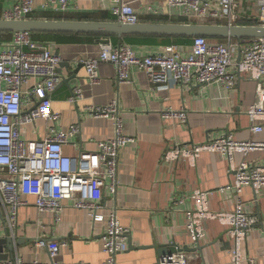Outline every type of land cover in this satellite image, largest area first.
Instances as JSON below:
<instances>
[{
    "label": "crops",
    "instance_id": "1",
    "mask_svg": "<svg viewBox=\"0 0 264 264\" xmlns=\"http://www.w3.org/2000/svg\"><path fill=\"white\" fill-rule=\"evenodd\" d=\"M125 1L135 9L140 23L212 24V21L187 17L170 8L168 0ZM217 1L212 0V3ZM252 1L256 3V11L247 14L240 9V14L250 25H257L259 5L257 0ZM238 2L242 5L244 0ZM17 3L18 0H0V19ZM47 4L49 0H34L31 19L50 20L49 15H57L64 17L62 20L79 21L74 18L87 16L89 21L117 22L111 13V0H72L67 13L55 12L51 7H46ZM89 36L59 35L46 42L52 46L53 54L62 59V67H59L62 78L74 76L76 82L70 85L62 82L51 96L53 110L61 115L60 121L50 125L39 120L35 124L25 125L21 129L22 137L36 143L51 134L50 127L60 132L67 131L71 125H79L80 134L71 137L64 147L65 155L77 160L81 152H95L99 142L114 137L113 122L94 117L88 108L106 107L113 100H118L125 134L135 138L136 142L120 151L119 185L115 199L97 195L94 200L106 204L105 214L116 207L121 225L129 231L128 250L116 258V264H159L161 252L171 245L187 252L194 264H229L232 242L225 227L215 221L206 222V237L200 246L193 243L187 230V213L194 208L190 198L197 190L212 191L209 197L212 211L235 210L234 193L220 192L233 180L226 156L204 153L196 166L192 167L185 160L165 162L163 155L174 145H200L223 136H232L241 142L264 143V131L254 134L253 124L246 113L255 102L256 84L246 76H237L236 87L232 90L217 84L195 85L189 89L172 84L158 87L151 84L146 73L137 68L132 69L130 83L119 84L115 68L102 64L98 69L99 82L93 85L83 65L77 75L74 72L82 60L99 55L100 40ZM12 38L13 33L0 35V45L7 47ZM130 38H136L140 43L124 44L131 46L140 57L157 54L170 45L190 54L194 40ZM113 43L116 46L123 44ZM239 59L237 54L235 62ZM67 63L70 66L66 67ZM231 71L236 72V67H232ZM76 88L82 89L83 99L75 104L70 99ZM169 108L185 109L187 122L165 119L162 113ZM29 109L24 107V111ZM234 158L237 165L244 160L264 165V150L251 151L247 157L238 152ZM242 198L245 210L259 220L243 252L253 264H264V189L257 196L251 187H247ZM180 200H184V203L178 204ZM27 201L30 205L20 209L13 231L16 252L13 259L0 260V264L18 260L49 263L48 249L39 246L40 241L46 245L52 242L68 243L56 258L62 264H103L107 261L102 242L105 223L94 224L87 211L73 207V201L67 202L58 217L52 213H39L33 197H28ZM5 213V216L0 215V241L6 238ZM197 247L201 250H192ZM1 253L0 256H5L9 251L3 247Z\"/></svg>",
    "mask_w": 264,
    "mask_h": 264
},
{
    "label": "built area",
    "instance_id": "2",
    "mask_svg": "<svg viewBox=\"0 0 264 264\" xmlns=\"http://www.w3.org/2000/svg\"><path fill=\"white\" fill-rule=\"evenodd\" d=\"M71 1L49 0L46 7L67 13ZM238 1L218 0L213 4L212 0H168V6L187 17L209 20L215 25L264 27V0H257V25H250L243 19ZM111 3V13L117 22L126 25L140 23V17L130 3L125 0H111ZM33 11L34 0H18L3 19L26 20ZM98 45V57L81 61L93 85L99 82L98 69L102 64L115 68L119 84L132 81L134 68L146 73L150 83L158 87L172 84L189 89L195 85L217 84L232 90L236 87L237 76H246L256 84L255 102L246 111L253 124L252 132L257 135L264 131V38H228L214 42L197 37L190 54L170 45L162 52L143 57L127 44L114 45L110 38L101 39ZM237 54L240 59L235 62ZM61 63L62 59L53 54L50 44L34 41L29 32L13 33L10 45H0V215L6 212V227L14 234L20 209L30 205L28 197L35 199L34 205L39 213H52L57 217L67 202L73 201V207L87 211L94 224H106L102 242L107 261L103 264H116V258L128 250L129 231L121 225L116 207L105 214L106 204L94 200L97 195L115 199L120 151L136 142L135 138L125 134L118 100L106 107L88 108L94 117L113 122L114 137L99 142L95 152H81L77 160L65 155L64 147L71 137L80 134L79 125H71L67 131L60 132L50 127L51 134L36 143L22 137L21 129L25 125L39 120L50 125L60 121L61 115L53 110L51 96L63 81L59 73ZM232 67H236V72L231 71ZM82 99V89L76 88L70 102L76 104ZM24 107L30 109L24 111ZM162 114L165 119H177L183 123L188 118L185 109L169 108ZM258 149L264 150L263 142H241L232 136H223L200 145H174L163 155L165 162L185 160L192 167L204 153L226 156L233 180L220 192L234 193L235 210L212 211L209 206L212 191L197 190L190 198L194 208L187 213V230L193 243L200 246L206 237V222L215 221L225 227L232 242L229 264H253L245 257L243 247L259 220L245 210L242 195L247 187H251L257 196L264 189V165L251 164L247 160L237 165L234 155L239 152L247 157ZM183 203L184 200L178 202ZM38 245L47 247L49 263L18 260L4 264H62L56 258L61 249L68 246L67 242L46 245L40 241ZM159 264L194 263L187 252L180 251L161 257Z\"/></svg>",
    "mask_w": 264,
    "mask_h": 264
},
{
    "label": "water",
    "instance_id": "3",
    "mask_svg": "<svg viewBox=\"0 0 264 264\" xmlns=\"http://www.w3.org/2000/svg\"><path fill=\"white\" fill-rule=\"evenodd\" d=\"M29 32L32 34H52V35H92L110 36L118 39L130 37H162V38H197L204 37L210 40L232 39H257L264 38V27L261 26H225L215 24H158L139 23L136 25H126L120 22L102 21H68V20H36L26 19L20 21H9L0 19V33ZM83 64L80 63L75 68V74ZM70 66L69 63L66 67ZM62 67V65H61ZM61 74V72L59 71ZM76 77L63 79V84L75 83ZM14 234L7 228L5 241H0V254H3V247L9 253L0 256V260L13 259L16 252ZM19 245V243L17 244ZM200 251L201 248L196 249ZM184 251L177 249L175 245L168 246L161 252V257H167L177 252Z\"/></svg>",
    "mask_w": 264,
    "mask_h": 264
},
{
    "label": "trees",
    "instance_id": "4",
    "mask_svg": "<svg viewBox=\"0 0 264 264\" xmlns=\"http://www.w3.org/2000/svg\"><path fill=\"white\" fill-rule=\"evenodd\" d=\"M29 18H32V15H29ZM48 19L50 20H62L64 19V17L62 16H53V15H49L48 16ZM76 20H79V21H89L90 18L85 16V17H78V18H74ZM0 35H10V33H0ZM32 37H33V40L36 41V42H39V43H46L48 41H52L54 40L56 37H59V35H52V34H32ZM89 37H93V38H96V39H104V38H110L112 39L113 41H115L117 44H119L120 42L122 43H128L130 45L132 44H136L137 42L140 43L138 40H135L136 38H125L123 39L122 41L119 40L118 38L116 37H110V36H92L90 35ZM178 39H191V38H178ZM120 41V42H119Z\"/></svg>",
    "mask_w": 264,
    "mask_h": 264
},
{
    "label": "rangeland",
    "instance_id": "5",
    "mask_svg": "<svg viewBox=\"0 0 264 264\" xmlns=\"http://www.w3.org/2000/svg\"><path fill=\"white\" fill-rule=\"evenodd\" d=\"M240 9H242L247 14H252L254 10L256 11L257 7H256V3L253 2L252 0L250 1L244 0L243 4L240 5Z\"/></svg>",
    "mask_w": 264,
    "mask_h": 264
}]
</instances>
